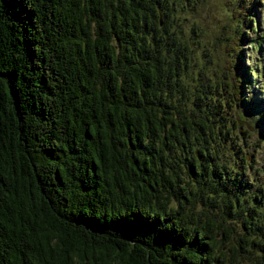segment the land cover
<instances>
[{
  "label": "trees",
  "instance_id": "trees-1",
  "mask_svg": "<svg viewBox=\"0 0 264 264\" xmlns=\"http://www.w3.org/2000/svg\"><path fill=\"white\" fill-rule=\"evenodd\" d=\"M203 1L0 0V264H264L256 0L218 61Z\"/></svg>",
  "mask_w": 264,
  "mask_h": 264
},
{
  "label": "rangeland",
  "instance_id": "rangeland-1",
  "mask_svg": "<svg viewBox=\"0 0 264 264\" xmlns=\"http://www.w3.org/2000/svg\"><path fill=\"white\" fill-rule=\"evenodd\" d=\"M231 7L229 0H204L202 2V7L192 12V18L197 22V25L201 26L200 30H194L196 33L195 39H198L199 43V55L201 53L200 49L203 46L205 47V54L211 51L213 57L215 56L217 61L228 53V46L224 43L223 48V43H220L222 40L221 38L227 36L231 27H236L237 19L240 20L236 15H233ZM256 9L258 28L248 35L258 38L259 50L255 51L248 45V42H243L241 46L242 67L254 66L255 62L259 64L263 63V65L262 71L258 77L249 74V78L252 81V88L246 85L243 87V94L245 96H247L252 89L258 94L254 96V100L247 101L244 106L238 108L237 115H233V117H237L238 119V125L240 126L238 132L240 136H244L242 133V126L245 121L240 117L242 113L246 114V111H250L251 106L259 105L261 107L264 105V40L261 37V35L264 34V0H256ZM195 63H199V60H196ZM209 65L211 68V62H209ZM250 121H253L251 117L246 120V123ZM247 129L249 136H245L246 144H242V154L249 157V160L250 155H254L253 163H255L254 168H257L256 174H258V177L264 182V142H260V138L257 139L255 134L256 130L254 128Z\"/></svg>",
  "mask_w": 264,
  "mask_h": 264
},
{
  "label": "water",
  "instance_id": "water-1",
  "mask_svg": "<svg viewBox=\"0 0 264 264\" xmlns=\"http://www.w3.org/2000/svg\"><path fill=\"white\" fill-rule=\"evenodd\" d=\"M158 23H159V25L161 24V15H160V13L158 15Z\"/></svg>",
  "mask_w": 264,
  "mask_h": 264
}]
</instances>
